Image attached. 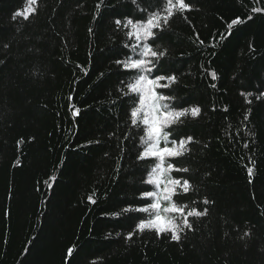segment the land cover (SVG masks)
Wrapping results in <instances>:
<instances>
[{
    "label": "trees",
    "instance_id": "trees-1",
    "mask_svg": "<svg viewBox=\"0 0 264 264\" xmlns=\"http://www.w3.org/2000/svg\"><path fill=\"white\" fill-rule=\"evenodd\" d=\"M185 2L137 41L128 34L144 36L149 14L166 15L157 0H0V264H264V0ZM137 44L167 50L147 57L150 79L176 77L155 88L170 98L158 103L200 108L164 129L193 138L166 157L187 172L150 177L158 161L137 159L146 129L125 94L135 77L117 64ZM173 187L184 213L161 215L183 226L189 211L207 214L187 216L179 241L140 233L137 209L170 206Z\"/></svg>",
    "mask_w": 264,
    "mask_h": 264
},
{
    "label": "snow or ice",
    "instance_id": "snow-or-ice-1",
    "mask_svg": "<svg viewBox=\"0 0 264 264\" xmlns=\"http://www.w3.org/2000/svg\"><path fill=\"white\" fill-rule=\"evenodd\" d=\"M33 3L36 0H32ZM135 2V0H133ZM157 4L161 8L162 11L166 12V15H160L157 12H153L149 14L148 18L146 19V27H143L144 36H140L138 32L129 33V37L131 38L132 35L136 36L137 41L143 40L145 38H152L155 36V33L151 30L153 28H158L163 31V25H167L169 18L173 15V9L179 8L180 10H191V5L186 3L185 0H176L173 3V0H157ZM143 11H147V9H143ZM253 11H260V9H253ZM17 15H24V18L27 19V15L21 12L14 13L13 19ZM251 17H249L250 19ZM115 23L117 25L121 24L120 20H116ZM241 23L239 19L233 20L231 24L228 25L231 28L233 25ZM129 25L135 30L137 28V24L134 23L132 19H128L127 22L124 24V27H128ZM223 39V35L221 36ZM202 44L203 41H200ZM143 47V51L139 49ZM133 51L136 53L135 58L128 56L124 61H117V64H121L126 70L132 72L135 79L134 82L128 83L127 87L130 90L129 93H125L126 95H130L133 99V106L130 108V116L132 118L131 122L133 125L137 124V118L142 119L143 126L146 129V137L142 136L141 142L145 145L144 149L141 151L140 155H138V160H148V159H155L158 162L155 163L154 167L151 168L149 176L156 177L164 172H171V171H183L187 172L188 169H179L175 168L174 164L167 163L166 164V157L167 158H175L184 155L186 151L189 149L186 147L187 144H190L193 140L192 137L187 138H176L172 137L169 140V137L172 136L171 131H164L165 128L171 129L173 124H176L182 117L187 116L189 113L192 117H197L200 114L199 107H192L183 108V109H170L169 104H159L158 101L169 100V97L158 95L155 91L157 86L159 87H168L167 84L160 85V81L167 80L171 82H175L176 77L175 75L170 76H163V75H156L154 79H150L145 73H152L153 68L155 65L150 59L147 57H155L157 60L164 57L166 55L167 50L164 51H154L150 45H134ZM149 65H152L149 67ZM215 73H212L213 79L215 78ZM147 84L149 87L147 91L144 89V85ZM214 87V85H213ZM249 95H251L249 93ZM151 99V104H146L148 99ZM138 101L139 106H135V102ZM251 103V101H248ZM155 111L156 115L154 118L150 119L151 113ZM79 110H77V114ZM161 140L164 141L165 146L160 148ZM172 146L169 147L168 144ZM247 147V145H244ZM249 176L252 174V168H248ZM149 184H154L159 187L160 180L150 178L147 181ZM170 184L175 186H180L184 193H187L190 188L189 181L184 180L183 184L179 179L169 180ZM165 194L163 199L168 201L170 206L162 207L160 199L157 198L155 203L148 202L146 206L142 208H138L137 211L143 212L147 214V217L141 219L137 225L138 231L143 233L145 229L154 230L156 234L162 235L165 233L171 234V239L179 241L180 240V233L184 231V228L191 229L192 225L188 222L187 216H204L207 214V208L203 211L199 210H192L187 213V216L184 217L183 226L181 224L176 223L175 219H170L167 216L161 215V213H179L183 214L186 205L184 206H177L176 203L172 202V197L175 195V188L165 189ZM142 198H151L157 197V192L155 191H145L141 194ZM91 200V197H89ZM95 203V201H92ZM205 205L209 203L207 199L203 201ZM127 211V209L125 210ZM135 233L130 232L127 239H131ZM247 235V233H246ZM71 249H69V254H71Z\"/></svg>",
    "mask_w": 264,
    "mask_h": 264
},
{
    "label": "rangeland",
    "instance_id": "rangeland-1",
    "mask_svg": "<svg viewBox=\"0 0 264 264\" xmlns=\"http://www.w3.org/2000/svg\"><path fill=\"white\" fill-rule=\"evenodd\" d=\"M153 61V60H152ZM176 223H178V222H176Z\"/></svg>",
    "mask_w": 264,
    "mask_h": 264
}]
</instances>
